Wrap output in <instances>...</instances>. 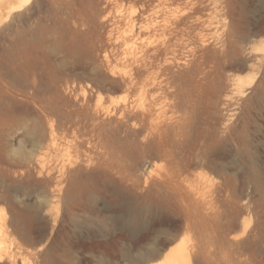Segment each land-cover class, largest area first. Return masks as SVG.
<instances>
[{
	"label": "rangeland",
	"instance_id": "374dc122",
	"mask_svg": "<svg viewBox=\"0 0 264 264\" xmlns=\"http://www.w3.org/2000/svg\"><path fill=\"white\" fill-rule=\"evenodd\" d=\"M200 2L198 22L189 30L203 34L215 47L228 45L236 55L214 75L192 109L191 130L181 138L182 153L179 150L172 162L157 148L141 154L126 148L116 162L130 178L118 180L117 202L104 196L94 215L78 211L62 229L54 226L46 204L51 183L39 178L36 169L43 163L53 166L48 143L56 125H64L62 143L66 146L72 139L75 146L89 131L90 126L84 127L93 115L120 120L119 108L134 102L132 90H116L111 81L105 83L107 90H100L95 83L109 72L105 53L112 56L130 45L125 42L126 17L132 13L140 20L141 0H15L19 9L11 18L6 17L5 6L0 9V228L2 222L12 221L22 227L18 221L28 208L35 212L46 204L40 219L47 227L45 241L32 245L16 235L27 250V264H131L140 251L178 238L179 226L193 261L196 255L200 264H264V99L253 98L264 91V0ZM186 9L178 0L170 2L165 14L149 7L147 15L163 21ZM23 27L28 33L39 31V39L38 49L20 66L8 59V46L13 49L18 32L13 33ZM72 154L79 158L77 151ZM172 170L179 174V182L200 186V197L178 198L165 192L162 185ZM213 212L215 221L206 220ZM131 216L136 226L130 225ZM223 234L240 236L241 243L223 247L217 240ZM146 235L141 249H135ZM81 240L97 244L85 250Z\"/></svg>",
	"mask_w": 264,
	"mask_h": 264
},
{
	"label": "bare ground",
	"instance_id": "6f19581e",
	"mask_svg": "<svg viewBox=\"0 0 264 264\" xmlns=\"http://www.w3.org/2000/svg\"><path fill=\"white\" fill-rule=\"evenodd\" d=\"M174 1L178 0H141L143 13L140 20L134 19L132 13L126 15L129 35L126 36L125 42H130V45H126L127 47L124 49H118L112 56L105 53L108 55H105L107 66L104 67L105 69L108 68L109 72L99 77L95 85L100 90H107L105 83L111 81L116 84L114 86L116 90L127 89L136 94L132 104L125 105V100V106L119 108L120 113L117 110L120 114V120L112 119L107 114H104L105 117L102 116L104 118L101 120L98 118L97 113V118L93 117L95 115L92 118L88 115L87 117L91 118L92 122L88 121L91 124L84 128L90 126L89 131L86 130L87 134L84 138L81 135L83 133L79 134L83 139L77 140L75 146H72L71 138L70 141L67 140L66 146L62 143L64 141H61L63 136L60 137L61 132L64 131L62 122H56L59 123L56 125V129L52 127L54 133L50 143H48L49 147H47L53 152V166L48 164L51 167H46L47 162L44 161L46 165L44 163L38 165L39 167L36 170L39 178L42 177L46 183H51H49L51 198L46 200V204L49 203L51 207L53 212L51 219L58 229H62L65 224H71L78 211L85 215H94L101 206L104 196L111 197L117 202V198L120 197V190L117 186L118 180L130 178L116 162L119 154L128 151H125L126 148H131L130 150L135 148L140 152L139 154L157 148L164 156L163 158H169V161L172 160L173 162L178 151H182L179 149L182 134L190 132L188 130L192 124L190 122L192 109L200 101L203 92L211 86L214 75H219L220 70L223 71L226 64L232 60L235 52L228 49L226 47L228 45L215 47L210 44V40L203 34L197 32L198 34L193 35V31L189 30L193 29L191 27L198 22L195 13L202 5L200 0H180L186 4L187 9L179 14L168 15L163 21H159L154 16L148 17L149 7H152V10L156 9L157 14L160 12L165 14L170 2ZM4 6L7 10V18H11V14L19 9V7H16L15 0H5L0 3V9H3ZM19 20H21L20 17ZM17 24L19 25V23ZM14 27H16L15 24ZM39 27L41 28V25ZM18 30L13 33H19V35L17 33L18 37L15 35L17 38L14 36L16 39L13 42V49L8 46L11 52L8 59L20 62L19 65L22 66V61H28L27 59L24 61L28 54L38 49L37 41L39 38L37 34L39 31L28 33L25 32L24 27L22 32ZM101 64H103L102 61ZM254 65L249 64L247 67L254 70ZM256 96L260 100L264 99V91L253 98L255 99ZM130 109L132 112H129ZM192 117H194L193 114ZM89 119L86 118V120ZM69 121L70 119H68ZM69 125H73V123ZM77 125L75 126L77 127ZM51 126L53 125L51 124ZM66 129L68 130V128ZM89 134L92 136L89 137ZM184 138L188 140L187 136ZM72 148L79 153L78 159L74 158ZM46 151L48 154L47 149ZM43 155L42 159L45 160L46 158L44 159ZM178 166L175 167L177 170L179 169ZM175 173H177L176 170L169 174L163 185L161 184L165 192L172 193L178 198L186 196L191 198L200 197L201 192L200 189L198 190L200 186L198 188L195 187L197 185H194V187L186 186L184 182H179V174ZM203 203H206V201ZM46 204H40L35 212L28 208L18 221L22 227H19L17 222L14 221L8 224L1 223L0 264L28 263L27 250L20 245L16 235L21 234V237L32 245L45 241L47 227L40 219ZM214 213L205 214V217H209L206 220L214 222L216 219ZM217 218L219 219V217ZM96 219L100 225L102 223L101 217L96 214ZM128 221L132 226L137 225L134 216H131ZM182 233L183 229L179 226L178 238L169 239L149 248L145 252L140 251L139 258L133 259L131 264H200L196 255V259L192 260V250L186 247V238ZM239 237L235 235L229 238L228 235L223 234L217 236V240L221 243V246L225 247L238 243ZM33 238H37V241H31ZM147 238L148 235L138 241L135 244V249L140 250L141 242ZM239 243H241V240ZM81 244L85 250H91L96 246L97 241L81 240ZM209 256L206 258L209 263H212V255Z\"/></svg>",
	"mask_w": 264,
	"mask_h": 264
}]
</instances>
